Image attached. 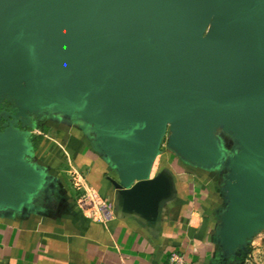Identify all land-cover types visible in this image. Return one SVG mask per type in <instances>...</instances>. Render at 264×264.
<instances>
[{"label": "water", "instance_id": "obj_1", "mask_svg": "<svg viewBox=\"0 0 264 264\" xmlns=\"http://www.w3.org/2000/svg\"><path fill=\"white\" fill-rule=\"evenodd\" d=\"M4 100L17 115L0 129V209L40 185L16 119L52 111L91 126L118 209L140 217L174 191L168 171L152 176L166 132L183 159L220 169L223 126L239 151L218 242L233 254L264 226V0H0Z\"/></svg>", "mask_w": 264, "mask_h": 264}, {"label": "crops", "instance_id": "obj_2", "mask_svg": "<svg viewBox=\"0 0 264 264\" xmlns=\"http://www.w3.org/2000/svg\"><path fill=\"white\" fill-rule=\"evenodd\" d=\"M47 128L27 134L39 187L20 206L0 209V264H166L174 251L190 264H264V226L233 254L218 242L226 205L221 169L161 149L152 176L168 171L174 191L159 215L140 217L118 209V191L108 179L114 170L95 149L94 134L60 127L53 135ZM73 171L84 175L112 215L80 208L64 173Z\"/></svg>", "mask_w": 264, "mask_h": 264}, {"label": "rangeland", "instance_id": "obj_3", "mask_svg": "<svg viewBox=\"0 0 264 264\" xmlns=\"http://www.w3.org/2000/svg\"><path fill=\"white\" fill-rule=\"evenodd\" d=\"M12 106H13V104H12ZM47 112L48 111H42L39 113H32V114L44 116L45 113H47ZM29 115L30 114H28V116H26L25 119H27L29 117ZM20 118H22V116H20ZM78 122H80V126L82 128L89 129L90 132L92 131L91 126L87 125V123L85 121L79 120ZM30 129L34 133H37V134H40V131L46 132V131L42 130V128L40 126H36V125L34 127H29V130ZM47 129H48V133L53 134V135H56V133L59 132L58 129L57 130L54 128H47ZM215 134H216L218 144L224 152V155L221 157L220 169H221V172L223 174L222 178L225 180L229 175V169H230V163L232 161V157L235 153H237L239 151V143L237 141V138L229 130H227L223 126H218L216 128ZM168 136H169V130L164 135L163 143L161 145V149L164 152L170 150L169 147L167 146L168 145L167 144L168 143L167 142ZM64 168H66V170H70L72 168V166L67 165ZM64 173H65V177L68 179V183L71 185L73 192L75 194V197L77 199L80 197L89 196L91 194L90 193L91 189L89 188L87 182L83 178L84 177L83 174H81L80 172H76V171H73L72 173H68V172H64Z\"/></svg>", "mask_w": 264, "mask_h": 264}, {"label": "flooded vegetation", "instance_id": "obj_4", "mask_svg": "<svg viewBox=\"0 0 264 264\" xmlns=\"http://www.w3.org/2000/svg\"><path fill=\"white\" fill-rule=\"evenodd\" d=\"M8 113L5 116L3 113ZM17 115L16 110L13 108L11 102L4 100L0 104V129H4L5 123H10L11 120H14V117ZM16 124L19 128L29 130V127L40 126L42 130L48 128L59 129L60 127L73 129L74 131L80 132L81 134L85 135L86 137H91L94 133L89 131V129L82 128L80 126V122L76 120H70L65 118L61 114L54 113L49 111L45 113L44 116L30 114L27 119L23 122L21 118L16 119ZM31 133H34L31 129L29 130ZM43 133L40 131V134Z\"/></svg>", "mask_w": 264, "mask_h": 264}, {"label": "built area", "instance_id": "obj_5", "mask_svg": "<svg viewBox=\"0 0 264 264\" xmlns=\"http://www.w3.org/2000/svg\"><path fill=\"white\" fill-rule=\"evenodd\" d=\"M90 195L78 198V204L84 211L100 215L105 218L113 214L109 205L105 200L94 190H90ZM166 264H190L185 255L179 251H174L170 254Z\"/></svg>", "mask_w": 264, "mask_h": 264}]
</instances>
